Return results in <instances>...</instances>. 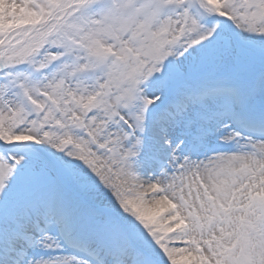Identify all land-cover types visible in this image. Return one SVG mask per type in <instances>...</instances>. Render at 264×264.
Listing matches in <instances>:
<instances>
[{"label": "snow or ice", "instance_id": "1", "mask_svg": "<svg viewBox=\"0 0 264 264\" xmlns=\"http://www.w3.org/2000/svg\"><path fill=\"white\" fill-rule=\"evenodd\" d=\"M0 264H264V0H0Z\"/></svg>", "mask_w": 264, "mask_h": 264}]
</instances>
